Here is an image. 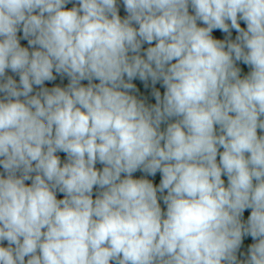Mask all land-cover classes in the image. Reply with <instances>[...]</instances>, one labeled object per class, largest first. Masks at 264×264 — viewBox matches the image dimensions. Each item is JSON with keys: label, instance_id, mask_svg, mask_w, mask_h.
Masks as SVG:
<instances>
[{"label": "clouds", "instance_id": "9594fccd", "mask_svg": "<svg viewBox=\"0 0 264 264\" xmlns=\"http://www.w3.org/2000/svg\"><path fill=\"white\" fill-rule=\"evenodd\" d=\"M0 264H264V0H0Z\"/></svg>", "mask_w": 264, "mask_h": 264}, {"label": "rangeland", "instance_id": "374dc122", "mask_svg": "<svg viewBox=\"0 0 264 264\" xmlns=\"http://www.w3.org/2000/svg\"><path fill=\"white\" fill-rule=\"evenodd\" d=\"M58 82H59V81H58ZM63 83L66 84V83H67V80H64ZM161 91H162V89H161ZM145 92L147 93V90H145ZM147 99L149 100V102H151V103H155L154 98H152L150 95L147 96ZM61 156H62V158H63V154H61ZM136 175H139V174H136ZM158 181H159V176L156 177V182H158ZM247 214H248V213L246 212V213H245V218H246ZM248 242H251V238H250V237L248 238Z\"/></svg>", "mask_w": 264, "mask_h": 264}]
</instances>
